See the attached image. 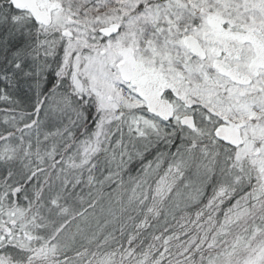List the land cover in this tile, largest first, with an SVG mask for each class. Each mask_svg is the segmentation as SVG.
Instances as JSON below:
<instances>
[{"label": "snow or ice", "instance_id": "snow-or-ice-1", "mask_svg": "<svg viewBox=\"0 0 264 264\" xmlns=\"http://www.w3.org/2000/svg\"><path fill=\"white\" fill-rule=\"evenodd\" d=\"M0 264H264V0H0Z\"/></svg>", "mask_w": 264, "mask_h": 264}]
</instances>
